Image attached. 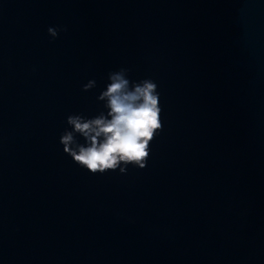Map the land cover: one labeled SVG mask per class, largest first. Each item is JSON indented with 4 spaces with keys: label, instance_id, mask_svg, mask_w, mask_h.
<instances>
[{
    "label": "water",
    "instance_id": "1",
    "mask_svg": "<svg viewBox=\"0 0 264 264\" xmlns=\"http://www.w3.org/2000/svg\"><path fill=\"white\" fill-rule=\"evenodd\" d=\"M122 67L163 131L94 175L60 137ZM0 264H264V0H0Z\"/></svg>",
    "mask_w": 264,
    "mask_h": 264
},
{
    "label": "clouds",
    "instance_id": "2",
    "mask_svg": "<svg viewBox=\"0 0 264 264\" xmlns=\"http://www.w3.org/2000/svg\"><path fill=\"white\" fill-rule=\"evenodd\" d=\"M62 31L67 28H48L53 39ZM108 79L106 90L98 96L105 111L92 118L82 113L69 115V128L60 137L64 152L94 175L117 169L126 173L129 165L144 169L151 157V144L163 131L157 83L150 78L133 81L130 69L123 67L110 72ZM96 86V80H90L83 90Z\"/></svg>",
    "mask_w": 264,
    "mask_h": 264
}]
</instances>
